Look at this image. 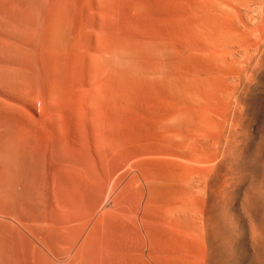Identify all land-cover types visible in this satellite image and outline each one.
Segmentation results:
<instances>
[{
  "label": "bare ground",
  "instance_id": "6f19581e",
  "mask_svg": "<svg viewBox=\"0 0 264 264\" xmlns=\"http://www.w3.org/2000/svg\"><path fill=\"white\" fill-rule=\"evenodd\" d=\"M263 114L264 0H0V121L36 156L133 173L138 264H264Z\"/></svg>",
  "mask_w": 264,
  "mask_h": 264
},
{
  "label": "rangeland",
  "instance_id": "374dc122",
  "mask_svg": "<svg viewBox=\"0 0 264 264\" xmlns=\"http://www.w3.org/2000/svg\"><path fill=\"white\" fill-rule=\"evenodd\" d=\"M9 122L7 120L0 121V137L3 136L2 134L6 135V137L3 136L4 138L2 137L3 139L2 138L0 139V145L2 144L8 145L7 147L5 145L7 149L4 148L3 145L2 147L0 146V152H1L0 162L5 163L4 165L0 163V176L5 175V174H6L5 175L6 177L8 176L4 180L2 179V177H0V264H34V263L35 264H138L137 252L135 250L136 249V235L135 233H133L135 230L133 227L135 226H133V224L131 225V223L129 222L131 220H128L127 218H123V216L126 217L123 212L124 211L123 210L124 209V198L125 196H127L125 189H127L130 186L135 187L134 184L128 185L126 180L128 179L130 175H133V173L128 171V173H130L128 175L126 172L127 169L117 170L113 166H111L110 161L106 162L105 159L102 158V156H96V154L94 153H91L92 155H90L82 151L80 153V150H72V151L59 150L60 153L59 152L57 153L58 150L54 149L55 150L54 151L52 149L53 151L50 150L48 152H41V151L37 152V155L40 154V156H36L35 155L36 152L32 151L34 154L33 155L28 151L30 147L27 146V143H25L27 146L26 147L24 146L23 140L12 137L14 135L12 133L13 132L12 129L14 127L13 125L10 126V124L12 123L11 122L9 123ZM256 123L254 126V130L257 133L261 134L262 129L264 128V114L259 118V121H257ZM9 127L11 131H9ZM10 138L12 140L14 138V140L8 142ZM6 139H7L8 144L6 142ZM15 140H18V141H15ZM42 141L44 143V140ZM42 141L38 140L39 144L40 143L43 144ZM15 142L17 144L19 142V145H18L19 147L15 145L16 144ZM58 142L59 141L56 142V140H53L51 143L56 146V144H59ZM8 147L11 149L12 152L10 151V149L8 150ZM15 148L18 151H15ZM20 149L22 152L20 151ZM6 151L9 152V155H8V152L6 153ZM56 153L58 154V156H56L57 155ZM82 153L88 155V157L92 156V158L90 159L94 162L92 163L89 160V158L84 155L85 158L87 157L85 160ZM27 155H28V159H27ZM93 156H95L96 158ZM14 157H16L17 159H14ZM32 157H34V162H33ZM75 158L77 159L75 160ZM82 158L84 159L85 162L87 161L86 162V164L88 165L87 168L86 166L83 167L84 165H86L84 164L85 162H82V164L84 165H82L81 162H79V161H83ZM94 158L95 159L98 158V159L93 160ZM74 160L76 161L75 163L79 164L78 165L79 169L75 168V166L77 167V165L73 163ZM40 161L42 164H40ZM27 162L28 163L31 162V163L27 164ZM88 162L91 163L90 167H89ZM95 163H98L96 164L97 166H95ZM104 163L108 167H106V169L103 168V171H102V167L104 166ZM31 166L33 169L35 168L34 174L32 175V179L34 181L38 179L36 181V184H37L36 185V195H38L37 196L38 200L35 199L33 201H35L36 206L39 207L40 210H38L39 212L38 211L35 212V214L34 213L32 214L31 210L29 212L25 210L26 207H23L24 201L21 195L22 189L25 184H26L25 186L29 185V187L31 188L30 186L31 184H29L27 180V176H26L28 175V172L30 170L29 168H31ZM64 166L66 168H64ZM67 166H73L74 169L72 167L73 170L72 169L68 170V168H71V167H67ZM94 166L96 168L95 170L97 169L99 170V171L97 170L98 171L97 174H96L97 171L94 172L95 171L93 168ZM15 168L17 169L15 170ZM1 169L3 170L5 169V170L3 171ZM67 171L69 172L74 171L73 172L75 175V176L73 175V177H75L74 180L78 177L76 182L74 180L71 181L70 177L72 176L73 173H70L69 175ZM24 172H26L25 175H24ZM75 172L77 173L80 172L81 174L80 173L75 174ZM106 172L107 174H110V175H104L106 174ZM39 173L42 176H40ZM124 173L127 174V177L125 176L126 178L122 177L123 175H125ZM98 174L99 175L101 174L102 176L101 175L100 176L102 178H100L99 180L97 179L96 181L94 175H96L97 177L99 176ZM79 175H81V177ZM92 176L95 180L91 178ZM66 178L68 179V181H66ZM6 179H8V181ZM102 179H103V182H102ZM105 179H108V180H105ZM2 180L3 182H1ZM9 180H12L13 182L12 181L9 182ZM122 180L124 181V183ZM25 181L28 183V185L27 183H25ZM94 182L96 183V185ZM92 183H94V185ZM3 184L5 186H3ZM99 184L103 186V187L101 186L103 191H101V187ZM126 185H128V187ZM38 186H40V188ZM130 189H128L127 192ZM37 191H40V192H37ZM38 193H40V196ZM116 198H119V199H116ZM121 199L123 200L122 203H121ZM96 208H97V211H96ZM130 210H133V209L127 208L128 212ZM93 211H94V214H93ZM40 215H41V218H40ZM90 215L93 217L91 218ZM88 217L91 218L92 220L88 219ZM129 218L131 219V217ZM33 219H35L36 221L35 220L33 221ZM16 220H18V222ZM38 220H41V221H38ZM88 220H89V224L87 223ZM44 221H45V225L47 224L46 226L43 223ZM69 221H71L70 223L71 226L69 225ZM67 228L68 229L71 228L69 232L67 231L68 230ZM24 229L27 230V232ZM61 229H63L65 233H63ZM97 232L99 235H97ZM36 233L38 234L36 235ZM61 234L63 235V237ZM80 234L81 236H79ZM94 234H96L95 238L97 239L99 236V239H98L99 242L97 241V239L94 238ZM89 236L91 237V239ZM69 237H70V240H69ZM73 237L74 239H72ZM71 239L73 242L71 241ZM84 241L86 243H84ZM71 242L74 244H72ZM92 242H93V245H92L93 247L90 245L91 247L89 246L87 247L89 249L85 248L88 243L90 244ZM83 243L85 245H83ZM99 243L100 244L102 243L101 245L103 246L105 245V246L102 247ZM91 248L92 249L97 248V250L94 249L95 250L94 251ZM88 250H90L91 252ZM67 252L71 254L69 255ZM71 260L72 262H70Z\"/></svg>",
  "mask_w": 264,
  "mask_h": 264
}]
</instances>
